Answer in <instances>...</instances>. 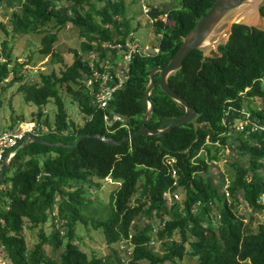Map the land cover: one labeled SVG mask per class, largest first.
I'll return each mask as SVG.
<instances>
[{"label": "trees", "instance_id": "trees-1", "mask_svg": "<svg viewBox=\"0 0 264 264\" xmlns=\"http://www.w3.org/2000/svg\"><path fill=\"white\" fill-rule=\"evenodd\" d=\"M175 1L167 8L152 5L149 16L159 35L160 51L149 56L135 54L129 79L100 108L93 104L86 83L93 76L89 55L100 49L102 41H125L133 30L125 0H0L1 7L11 10L12 32L43 33L39 52L52 54L54 63L63 62L54 51L58 39L54 29L72 23L85 38L72 62L62 65L59 72L41 73L39 82L27 83L23 82V67L29 61H13L7 39L11 31L0 20V84L9 76V85L22 82L18 92L38 106V126L49 129L39 135L47 141L72 145L83 134L121 140L144 123L151 71L168 64L215 2ZM261 13L264 16V6ZM50 25L53 31L45 30ZM204 51L194 49L183 66L168 76L171 88L196 109L194 121L174 126L164 135H140L120 145L88 136L73 148L39 142L23 150L16 148L9 168L14 172L6 174L0 184L3 257L12 264H140L144 260L178 264L177 259L186 256L195 257L196 264H264V219L254 229L239 209L244 203L264 213V30L234 24L229 38L218 45L220 56L207 57L203 63ZM106 57V53L101 55ZM154 79L147 126L156 129L184 115L185 107L162 90L159 72ZM61 86L84 113L83 124L69 118ZM246 99H251L248 107ZM50 100L57 105L54 129L48 117L43 119V107ZM106 114L111 120L120 114L124 121L107 123ZM19 117L14 116V124L20 122ZM224 150L238 154L229 164L228 181L222 175L216 184L208 174L209 164ZM109 178L120 184L112 193L110 216L96 221L95 228L103 230L110 245L129 243L124 248L129 260L117 250L114 258L89 257L76 241L77 225L87 224L83 210L89 214L104 210L95 206L90 193L101 187L99 180ZM54 211L61 221L53 217L52 224L64 231L54 228L46 234L43 227ZM37 227L40 240L29 249L25 228ZM161 246L163 252L155 250Z\"/></svg>", "mask_w": 264, "mask_h": 264}, {"label": "rangeland", "instance_id": "rangeland-1", "mask_svg": "<svg viewBox=\"0 0 264 264\" xmlns=\"http://www.w3.org/2000/svg\"><path fill=\"white\" fill-rule=\"evenodd\" d=\"M176 3L177 1L175 0H125V4L128 8L127 16L132 19V28L134 30H132L131 33L135 35V31H137V36L141 38L142 42H147L149 40L151 41L152 39L154 40L157 34L154 33V30L151 27L152 18L149 16V11L151 10L152 5L167 8L173 6ZM10 15V9L6 10L5 8L0 6V20L6 23L7 27L11 31V35H9L7 39H9V45L12 49L11 51L13 61H29V64L23 67V82H39L41 73L49 74L53 72V70L59 72L62 65L73 61L75 51H81V44L85 38L80 35L79 28H77L72 23H68V25L64 28L54 29V31H57L58 34V39L55 43L54 51L59 53L60 56L63 57L64 62L54 63L52 54L42 55L39 52L40 40L43 33H31L28 35H19L17 33L14 34L11 30L9 20ZM230 18V15L227 16L215 28V30L209 37L211 41H214L215 46L217 45V48L219 43L225 42L229 37L230 31L226 30V28L228 27ZM250 24L257 25V22H250ZM51 28L52 27L50 25L45 30H52ZM218 41L220 42L217 43ZM209 48L211 47H208L207 49ZM1 51L2 47L0 45V53ZM3 60L4 59L1 58V61ZM12 64H14V62H12ZM10 78L11 76H9L8 79L0 84V131L7 130L11 128L12 125L15 127L19 125L18 122L14 124L13 120L15 115H20L21 118H18L20 119V121L36 122V124H38L36 120L38 106L33 103L27 102L24 98V94L18 92V88L22 82L16 81L14 85H9ZM4 86L6 87L5 89ZM59 92L65 100L69 118L73 119L76 123L83 124L85 115L80 110L77 101L73 100L71 94L66 91L65 86L59 87ZM250 101L251 99L245 100L246 107L250 105ZM253 104L256 105V102H254ZM43 109L45 112L43 119H45V117H48L49 122L54 129L55 115L57 112V105L55 104L54 100H50L48 104L43 107ZM40 127L43 129L42 132H46L49 130L43 125H41ZM235 154H238L237 150L232 152V155L231 152L229 154L227 150H224L223 152H220L218 160L209 164L210 166L208 174L214 178L216 184L220 183V181L222 180V175H224V180H226V182L228 181L232 171L229 164ZM227 155L231 156L229 157ZM13 172L14 169L11 168L6 172V174L7 176H11ZM99 181L101 183V187L93 189V191L91 190L92 192L90 193V198L96 199L95 206L101 205L100 208L104 210L100 214H89L88 212H84L83 210V213L86 215L85 218H87V224L81 223L77 225L76 233L78 237L76 241L78 242L80 247L88 253L89 257H92L93 255H111L112 258H114L116 254L115 251L117 250L118 253L122 255V257H125L126 260H129V258L127 259L126 253L124 251V248L127 249L126 244L129 243H123L121 241L110 245L107 242V238L103 230L101 228H95L96 221L103 220L104 218L106 219L110 216L112 209V193L119 187L120 184L118 180H114L112 178ZM1 187L2 186H0V188ZM224 187L227 188V185H225ZM179 196L180 200L183 199V194H179ZM169 197H172L171 194L169 195ZM239 209L240 215H244V220L246 222H251L254 229H257L258 224H260V222L264 219V213L253 211L244 203L241 204ZM216 210L217 208L216 206H214V214H216ZM50 217L51 220L49 219V221L43 227V230L46 232V234H50L54 228H61V230L64 229L63 227H59L57 225L54 227L52 224V214H50ZM55 219H57V223L61 221V219L57 216H55ZM39 233L40 232L38 227L34 229L25 228V235L29 249H31L33 245H35L40 240ZM45 247L50 249V245L48 244H46ZM155 250L163 252L162 246L158 248L156 247ZM196 261L197 259L192 256H186L182 260L177 259L178 264H196ZM0 264L12 263L10 260L3 257L2 253H0ZM140 264L150 263L144 260L141 261ZM162 264H171V261H166Z\"/></svg>", "mask_w": 264, "mask_h": 264}, {"label": "water", "instance_id": "water-1", "mask_svg": "<svg viewBox=\"0 0 264 264\" xmlns=\"http://www.w3.org/2000/svg\"><path fill=\"white\" fill-rule=\"evenodd\" d=\"M264 6V0H215L213 6L206 12V14L198 21L196 26L192 31H190L186 37L183 39L182 45L176 52V54L170 59L166 66H157L150 73V80L148 84L147 90V98H148V109L146 115L144 117V123L142 127L134 133H131L124 137L121 140H117L110 136L105 135H91V134H83L81 135L75 142V144L67 145L61 142H50L43 139L41 136L27 134L23 139H21L17 147L21 146V149H25L28 144L31 142H39L49 146H67V147H75L76 144L84 137L88 136H96L105 142H108L113 145H120L127 141H131L135 137L140 135L144 136H158L164 135L168 131H170L174 126L194 121L197 111L194 107H192L188 100L183 96L179 95L168 83V76L177 70H179L185 61V59L189 56V54L194 49H204V55L202 62L206 61L207 57H218L220 53L218 51L217 45L215 43L210 46L211 48L207 49V40L215 30V28L227 17L231 16L228 27L226 30L231 32V29L234 24L242 23L246 24L250 27H256L258 29L264 30V16L261 13V8ZM250 22H257V25L250 24ZM255 25V26H254ZM230 34V33H229ZM223 36V35H222ZM229 38V37H228ZM218 41L217 43H219ZM160 73V86L162 90H164L172 99L180 103L185 107V114L181 117L173 120L168 126L163 128H150L147 126V121L150 118V115L153 110V101L150 98L152 89L155 85V74ZM17 152L12 157H6L4 160L1 171H0V183L4 181L6 172L9 170L13 158L16 156Z\"/></svg>", "mask_w": 264, "mask_h": 264}, {"label": "built area", "instance_id": "built-area-1", "mask_svg": "<svg viewBox=\"0 0 264 264\" xmlns=\"http://www.w3.org/2000/svg\"><path fill=\"white\" fill-rule=\"evenodd\" d=\"M164 20H166L164 18ZM154 20L152 19V22ZM156 35L155 45L152 41L142 42L141 38L133 33L121 41L104 40L100 43V49L89 55L90 65L93 68V76L87 78L86 83L91 89L94 105L104 108L118 90L130 77V65L135 54L149 56L160 51L159 38ZM106 53L108 57L101 58ZM100 64V69L95 68V63ZM107 123L123 122L124 118L120 114H114L112 120L110 115L106 114ZM14 128L0 131V171L6 157H12L16 153L18 142L27 134L38 135L43 131L36 122L20 121ZM256 128V127H255ZM175 175V173L173 174ZM56 212L52 213V216ZM57 222V220L55 219ZM126 247L127 246L126 244Z\"/></svg>", "mask_w": 264, "mask_h": 264}, {"label": "bare ground", "instance_id": "bare-ground-1", "mask_svg": "<svg viewBox=\"0 0 264 264\" xmlns=\"http://www.w3.org/2000/svg\"><path fill=\"white\" fill-rule=\"evenodd\" d=\"M213 42H214V41H211L210 39H208V40H207V44H208V45H207L206 47H207V48L210 47V46L213 44Z\"/></svg>", "mask_w": 264, "mask_h": 264}, {"label": "clouds", "instance_id": "clouds-1", "mask_svg": "<svg viewBox=\"0 0 264 264\" xmlns=\"http://www.w3.org/2000/svg\"><path fill=\"white\" fill-rule=\"evenodd\" d=\"M131 134V133H130ZM18 148V147H17ZM3 183V182H2ZM2 183H0V184H2ZM52 218H53V216H52ZM55 218V217H54Z\"/></svg>", "mask_w": 264, "mask_h": 264}]
</instances>
